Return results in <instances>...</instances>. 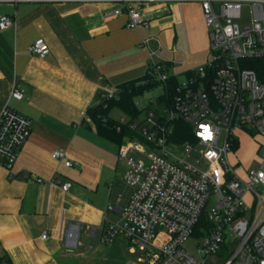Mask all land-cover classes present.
Wrapping results in <instances>:
<instances>
[{"label":"built area","instance_id":"1","mask_svg":"<svg viewBox=\"0 0 264 264\" xmlns=\"http://www.w3.org/2000/svg\"><path fill=\"white\" fill-rule=\"evenodd\" d=\"M183 1L201 5L210 27L212 59L186 71L171 95L167 63L160 59L159 49L151 48L153 40L160 48V41L155 37L142 41L151 57L146 83L158 86L135 101L144 110L143 117L125 113L115 118L118 130L126 126L137 133L125 137L119 148L128 165L124 179L133 193L117 220L105 218L100 241L109 244L123 237L131 249L138 246L139 260L148 264H264V150L258 169L241 173L230 159L240 143L238 132L254 131L264 138V0H0L108 4L113 16L127 17L129 28L149 27L142 11L149 3ZM244 7L248 14L242 20ZM14 24L15 16H0V29ZM31 51L46 57L51 49L39 38ZM156 89L161 92L147 96ZM120 93V88L104 93L94 106L107 107L121 98ZM10 97L23 99L25 89L15 84ZM178 120L191 127L190 139L174 137ZM31 128V120L9 106L0 111V166L11 171ZM177 142H184L187 153L201 149L207 168L169 150V144ZM52 156L68 167L78 165L62 149ZM49 182L59 183L53 177ZM60 185L69 191L72 183ZM161 231L170 236L163 245L157 241ZM195 235L203 241L190 250L186 244ZM0 264L10 262L0 256Z\"/></svg>","mask_w":264,"mask_h":264},{"label":"crops","instance_id":"2","mask_svg":"<svg viewBox=\"0 0 264 264\" xmlns=\"http://www.w3.org/2000/svg\"><path fill=\"white\" fill-rule=\"evenodd\" d=\"M111 11L98 3L0 2V16H15L12 27L0 29V111L9 106L32 125L11 171L0 166V256L10 264H138L127 239L100 241L105 218L118 219L133 187L124 179L121 143L100 135L87 112L102 94L147 72L151 57L142 41H160L154 30L204 15L198 2H151L142 10L149 27L129 28L127 17ZM167 31L175 52L177 34ZM39 38L50 46L46 57L31 51ZM160 44L153 40L151 48L163 59ZM15 84L25 89L21 100L10 97ZM57 149L78 165L54 159Z\"/></svg>","mask_w":264,"mask_h":264},{"label":"rangeland","instance_id":"3","mask_svg":"<svg viewBox=\"0 0 264 264\" xmlns=\"http://www.w3.org/2000/svg\"><path fill=\"white\" fill-rule=\"evenodd\" d=\"M184 13H189V11ZM243 14L242 20L246 19V15L248 14L247 7L243 8ZM186 19L187 18H183L182 22H177L175 27L172 24V19H170L167 21V23H164L163 26L158 27L153 32L160 39L163 45L164 49L162 51V58L164 59V56H166L168 57V60L172 61L170 69L168 70L169 73L175 75H179L181 73L182 78L183 74L189 69L204 65L212 59L211 48H209L208 45L204 43V36H209L210 31V27L207 26L205 16L204 21L201 19L193 21L191 19V22L189 23ZM168 29H170L171 32H176L177 34L176 40L173 43L176 47L175 52L170 50L172 46H170L168 39ZM201 41H204L202 43L203 45L201 44ZM159 92H161V89H156L147 93V96L150 97ZM162 108V105H160L157 110L160 111ZM110 115L116 119L126 116V114L118 108H113L110 112ZM143 116L144 114L142 113L141 117ZM238 136L240 143L237 149H235L230 155L231 162L234 164L238 163L235 168H237L241 173L246 169H258L260 166V157L262 155V151L264 150V138L254 131L251 133L240 131L238 132ZM147 146L149 147V145ZM168 148L178 156L185 158L188 162L195 165L196 167L204 169L208 166L207 162L202 158L201 149L199 148H195L190 153H187L184 149V142H177L175 144L171 143L169 144ZM259 190L262 191L261 189ZM250 200L251 199H249V201ZM250 202H252V200ZM169 238L170 236L166 231H161L159 232L157 241L160 243V245H163L169 240ZM202 241V236L195 235L192 240L187 242L186 247L192 250L195 242L200 243L201 245ZM233 247L234 246H231L230 250H232ZM136 250L137 254L133 260H135V262L138 264H148L147 262L139 263L137 261V257L140 256L141 252L139 251L138 246L136 247Z\"/></svg>","mask_w":264,"mask_h":264},{"label":"trees","instance_id":"4","mask_svg":"<svg viewBox=\"0 0 264 264\" xmlns=\"http://www.w3.org/2000/svg\"><path fill=\"white\" fill-rule=\"evenodd\" d=\"M148 70L149 68L142 77L120 85L119 88L121 89V98L119 100L109 101L107 107L98 105L88 109L87 115L94 122L100 135L118 143H122L125 137H133L137 135L136 132L131 131L126 126H123L120 130H118V121L111 117L110 112L113 108H118L133 118L138 117L143 113L144 110L140 109L135 104L136 99L142 96L145 92L158 86V83H146ZM178 81L179 78L176 75H171L168 83L171 95H173ZM164 99H166V97ZM190 129L191 127L189 125L185 124L181 120H178L176 123V132L174 137L180 141L190 139Z\"/></svg>","mask_w":264,"mask_h":264}]
</instances>
